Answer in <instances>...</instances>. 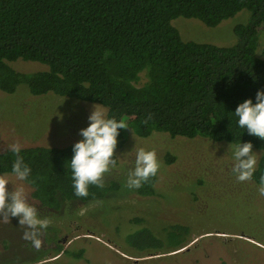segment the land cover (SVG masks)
Here are the masks:
<instances>
[{
    "label": "trees",
    "instance_id": "1",
    "mask_svg": "<svg viewBox=\"0 0 264 264\" xmlns=\"http://www.w3.org/2000/svg\"><path fill=\"white\" fill-rule=\"evenodd\" d=\"M242 10L249 11L250 17L246 24L234 27L237 42L230 47L184 41L172 24L184 17L216 27ZM262 26L264 0H0V92L12 95L25 86L33 96L54 95L97 104L107 110L109 118H127V129L121 130L116 153L126 144L129 129L144 139L163 134L171 139L202 138L213 143L252 141L260 151L252 179L238 180L233 161L205 175L209 177L207 182L211 176L216 177L225 188L227 197L210 196L215 202L232 200L240 208L244 223L253 225L257 221L264 233V195L259 192L264 141L238 129L231 112L245 99L254 100L256 91L264 88V56L258 51ZM19 59L46 64L49 70L16 71L10 63ZM143 76L146 82L139 86ZM78 133L60 145L21 147L19 155L31 168L24 181L33 190L41 217L61 211L66 202L87 204L128 191L122 179L92 184L87 196L75 194L71 169L65 161L71 158L74 143L82 138ZM14 159L8 146H0V176L12 174ZM164 161L167 167H173L175 156L167 152ZM159 163L157 174L134 188L135 193L173 201V189L165 186L171 181L167 176L161 178L163 162ZM204 180L200 178L198 184H205ZM162 182L167 190L163 189L164 194L158 191ZM163 201V207H167ZM9 219L12 231H8L10 239L3 237V246L23 256L18 250L21 242L15 244L13 240L15 233L22 235L18 231L23 225ZM144 221L136 217L130 224ZM188 222L176 221L160 234L143 224L124 239L140 254H170L194 241L195 223ZM121 227L116 224L115 229ZM37 231L40 237L49 234L52 239L45 249L40 237L39 247L30 241L25 243L33 254L31 261L63 253L82 258L83 251L71 254L64 249L54 230L46 227ZM230 231L241 237L220 239L200 233L202 238L193 248L194 261L187 264H234L233 249L239 264H264V249L253 242L254 234L233 227ZM52 244L56 247L51 248ZM6 262L0 264H16Z\"/></svg>",
    "mask_w": 264,
    "mask_h": 264
},
{
    "label": "rangeland",
    "instance_id": "2",
    "mask_svg": "<svg viewBox=\"0 0 264 264\" xmlns=\"http://www.w3.org/2000/svg\"><path fill=\"white\" fill-rule=\"evenodd\" d=\"M249 17L250 12L242 10L216 27H208L199 19L184 17L175 19L172 24L178 29L184 41L230 47L237 42L234 27L238 24H246ZM258 48L259 55L263 57L264 26L259 30ZM10 66L23 73L49 70V66L46 64L22 59L11 62ZM145 82L146 78L143 76L139 86ZM93 105L92 103L54 95L33 96L25 86H20L18 91L12 95L0 92V146L11 144H19L21 147L33 145L54 146L63 144L74 138V135L80 133V129L87 126V117ZM105 112L107 114L106 109ZM68 131L69 133H67ZM228 146L227 143H213L202 138L196 140H186L182 137L171 139L163 134H156L144 139L139 138L129 129L126 144L117 152L116 165L103 175L101 182L110 183L112 180L124 179L126 183L129 172L135 168L137 152L141 148L155 150L158 161L163 162V170L161 169L162 171L159 173L161 178L167 176L171 181L165 183V186L168 185L170 189H173L171 191L174 197L173 201L171 199L164 200V198L142 197L135 193L134 188L126 186L127 192L124 190L110 199L87 204L66 202L63 204L61 211L51 212L50 216L46 217L39 216L49 221L47 227L54 230V237H58L57 240L60 241L64 249L68 248L71 254L83 251L81 259H75V257L63 253L61 256L46 257L41 261L37 259L31 261L30 258L33 254L30 253V249L25 243L27 241L33 243V240L25 239L24 233L33 230L26 225L21 226V230L18 231L22 235L19 233L13 235L15 244L16 241L21 242L18 250L23 253V256L12 254L14 250L5 249L2 242L3 237L10 239L8 231H12L10 230L12 229V220L4 219V216L7 215L6 212L0 213V263L16 261V264H151V262L187 264L194 261L193 248L198 240L202 238L200 233L207 232L205 236L214 235L220 239L241 237L230 234L232 227L254 234L250 237L255 241H251L264 249V233L257 221L253 225L246 224L241 218L240 208L232 200H218L215 202L211 198L227 197L225 188L220 182H216V177L213 179L211 176V181L207 182L209 177L205 174L215 170V168L221 169L230 161L234 162ZM167 152L173 153L175 156V163L170 168L167 167L164 161ZM259 156L260 151L258 152V159ZM1 176H6L9 179L10 188L11 186L15 188L22 187L27 202L36 208L39 207V204L33 198L32 188L25 181L19 180L13 174ZM200 178L205 179V184H198ZM172 183H176V185L170 186ZM158 186L160 194L167 191L163 182ZM163 189H165L164 192ZM163 200L165 204L167 202V207H163L161 202ZM180 202L181 204H179ZM40 212H43V209ZM136 217L143 218L145 220L143 224L151 227L159 234L162 233L164 227L167 228L176 221L182 220L184 222L188 219L192 225L195 223L192 230L194 241L184 249L170 254H140L130 248L124 239L127 233L143 225L142 223L130 224L132 219ZM229 220L233 221L232 225ZM116 224L122 227L115 229ZM199 224L200 226H196ZM7 228L8 230H6ZM38 229L42 230V228ZM37 230L36 239L40 237ZM51 237L49 234L45 236L41 234L40 239H43V249L46 248L48 241L52 239ZM50 247L54 248L56 245L52 244ZM234 251L233 249L232 261L234 264H239ZM8 254L10 256L5 257ZM256 255L261 258L258 253ZM261 260H264V258H261Z\"/></svg>",
    "mask_w": 264,
    "mask_h": 264
},
{
    "label": "clouds",
    "instance_id": "3",
    "mask_svg": "<svg viewBox=\"0 0 264 264\" xmlns=\"http://www.w3.org/2000/svg\"><path fill=\"white\" fill-rule=\"evenodd\" d=\"M255 100V102H254ZM245 99L239 103L234 111L236 127L243 130L249 136L264 141V88L258 89L255 98ZM62 119V118H61ZM88 124L80 129L82 137L72 147V156L65 161L71 169L73 188L77 196H87L89 186L99 185L103 175L116 165V150L120 142L121 130L127 129V118L117 120L106 116L105 109L94 104L87 117ZM9 151L15 156L11 167V173L21 181L28 180L31 168L19 155L21 146L11 144ZM234 160L233 172L240 181L252 179L258 162V152L254 149L252 141H239L229 143ZM160 163L155 150L141 148L136 154L135 168L129 172L126 186L139 188L143 182L154 177ZM259 192L264 195V174L260 176ZM7 213L4 219L16 218L18 224L26 225L33 231L24 233L25 239L33 240L39 247L41 241L36 239V230L46 228L49 224L47 219L39 217L38 210L34 205L27 202L24 189L10 188V181L6 176H0V213Z\"/></svg>",
    "mask_w": 264,
    "mask_h": 264
}]
</instances>
